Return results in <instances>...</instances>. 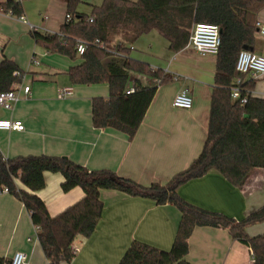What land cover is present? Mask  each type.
<instances>
[{
  "label": "crops",
  "instance_id": "0c3cea01",
  "mask_svg": "<svg viewBox=\"0 0 264 264\" xmlns=\"http://www.w3.org/2000/svg\"><path fill=\"white\" fill-rule=\"evenodd\" d=\"M9 0H0V4ZM16 1V0H14ZM23 16L34 28L58 33L65 21L66 8L60 0H50L42 8L49 15L39 21L30 12L28 0H17ZM16 1V2H17ZM0 11V63L14 61L25 72L17 84L19 100L12 109L0 106V120L20 121L24 132L0 131V152L5 158L47 155L67 157L90 171L109 170L142 186H163L186 171L203 151L215 88L217 56L202 57L189 44L174 53L158 32L142 36L131 47L130 57L154 71L170 76L160 79L132 73L131 80L157 87L144 121L133 140L115 129H96L92 122V102L108 98L107 83L75 85L68 72L82 61L50 54L29 36L26 25ZM32 20V21H31ZM258 21L264 22V10ZM193 32V31H192ZM252 50L264 57V38ZM33 58L39 65L32 63ZM246 80H251L246 76ZM252 96L264 99V77L254 80ZM30 87L26 96L22 90ZM70 88L69 97L60 92ZM188 90L191 110L173 106L175 96ZM46 187L35 192L56 217L84 198L77 187L62 190L61 174L45 173ZM18 186L29 192L18 182ZM196 196L191 197V193ZM179 195L204 210L224 214L236 221L264 207V169H255L242 189L233 187L221 174L210 172L181 185ZM104 209L96 232L78 237L72 244L75 258L63 264H119L134 241L170 251L181 220L174 205L158 206L145 197H131L118 191H102ZM249 237L264 234V223L247 229ZM31 216L24 205L9 193L0 195V257L10 261L15 253L27 255L29 264H49L36 237ZM31 240V241H29ZM187 261L191 264H254L252 251L234 239L227 229L196 227L189 239Z\"/></svg>",
  "mask_w": 264,
  "mask_h": 264
},
{
  "label": "trees",
  "instance_id": "16d2710c",
  "mask_svg": "<svg viewBox=\"0 0 264 264\" xmlns=\"http://www.w3.org/2000/svg\"><path fill=\"white\" fill-rule=\"evenodd\" d=\"M66 16L58 33L31 31L37 45L50 54H60L81 63L68 75L75 85L107 83L108 98L92 102V122L96 129H115L133 140L153 102L157 87L132 81V73L160 79L170 76L130 57L131 46L142 36L158 32L177 53L190 44L198 23L220 28L222 44L217 55L215 88L212 96L207 139L200 156L190 167L163 186H142L109 170L90 171L67 157L47 155L5 158L0 152V195L8 193L19 200L37 229V240L49 264L71 263L72 244L78 237L90 238L97 230L104 209L102 191H118L131 197L152 199L158 206L174 205L181 220L170 251L134 241L119 264H191L187 261L189 239L196 227L227 229L247 246L254 264H264V234L249 237L247 229L264 223V207L241 221L224 214L196 207L179 195L182 184L210 172L221 174L233 187L242 189L255 169H264V99L252 96L254 80L236 71L239 53L253 50L257 41L256 24L264 10V0H103L90 15L78 12L81 0H60ZM0 11L23 15L20 2L0 4ZM70 17V20L67 19ZM78 41L86 43L82 56ZM25 72L12 60L0 63V94L22 83ZM242 78L241 98L233 100L232 89ZM129 88L134 92L126 94ZM45 173L61 174L62 190L84 191V198L56 217H51L44 202L34 193L46 187ZM18 182L30 190L18 186ZM0 264L10 261L0 257Z\"/></svg>",
  "mask_w": 264,
  "mask_h": 264
},
{
  "label": "built area",
  "instance_id": "2783aa9c",
  "mask_svg": "<svg viewBox=\"0 0 264 264\" xmlns=\"http://www.w3.org/2000/svg\"><path fill=\"white\" fill-rule=\"evenodd\" d=\"M23 1V0H21ZM11 18H16L19 22L28 26L31 31L37 30L34 28L25 16H15L12 12L7 13ZM67 19L70 20V17L67 16ZM258 34L264 38V22L258 21L256 24ZM222 44L220 28L215 24L208 23H198L194 26L192 36L190 39V45L193 50L202 57L206 56H217ZM86 43L83 41H78L77 44V53L79 56H82L86 51ZM133 50V48H131ZM32 63L39 65V62L36 58H33ZM236 71L243 75L248 76L252 80L264 77V57L255 54L249 50H243L239 53L236 61ZM242 78H238L235 86L232 89L231 97L233 100H240L241 104L247 103V97L241 98L242 90ZM24 94L28 96L31 92V88L26 86L22 88ZM134 92V88H129L126 91V94H131ZM72 94L70 88L64 89L60 92L61 97H69ZM19 96L16 91H10L0 94V106L6 110L12 109V103L17 102ZM173 106L180 110H191L193 106V99L189 94L188 90H183L178 93L174 100ZM0 131L7 132H24L25 126L20 121L12 120H0ZM4 193H8V190L5 189ZM37 230V229H36ZM31 241V240H29ZM75 252V249L72 248ZM10 264H29L27 255L23 252H17L10 260Z\"/></svg>",
  "mask_w": 264,
  "mask_h": 264
},
{
  "label": "rangeland",
  "instance_id": "374dc122",
  "mask_svg": "<svg viewBox=\"0 0 264 264\" xmlns=\"http://www.w3.org/2000/svg\"><path fill=\"white\" fill-rule=\"evenodd\" d=\"M132 1H136V0H132ZM47 2H50V0H28L29 6H30V12L34 16L35 19L41 21L42 17H44L45 15L51 14L48 11H46V8L45 9L42 8V6H45ZM102 3H103V0H81V4L78 6V12L86 14V15H90L92 12V8L94 6L102 5ZM4 15H7V14H4ZM8 17H10V16H8ZM13 20L20 23L16 18H14ZM30 23L35 27L41 28L40 26H37V25L33 24L32 22H30ZM27 28L29 29V27H27ZM29 36L32 38L31 33H29ZM131 52H132V54L136 55V51H131ZM189 192L191 193V197L196 196V193H192V191L190 189H189Z\"/></svg>",
  "mask_w": 264,
  "mask_h": 264
},
{
  "label": "water",
  "instance_id": "95a60500",
  "mask_svg": "<svg viewBox=\"0 0 264 264\" xmlns=\"http://www.w3.org/2000/svg\"><path fill=\"white\" fill-rule=\"evenodd\" d=\"M245 50H249L248 48H246ZM249 51H252V49L251 50H249Z\"/></svg>",
  "mask_w": 264,
  "mask_h": 264
}]
</instances>
